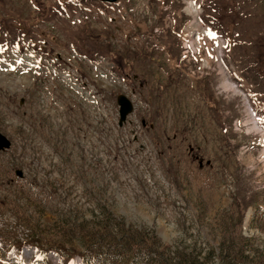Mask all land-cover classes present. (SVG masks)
I'll list each match as a JSON object with an SVG mask.
<instances>
[{"label": "rangeland", "instance_id": "374dc122", "mask_svg": "<svg viewBox=\"0 0 264 264\" xmlns=\"http://www.w3.org/2000/svg\"><path fill=\"white\" fill-rule=\"evenodd\" d=\"M218 1L0 0V264H84L102 229L264 264V0Z\"/></svg>", "mask_w": 264, "mask_h": 264}, {"label": "trees", "instance_id": "16d2710c", "mask_svg": "<svg viewBox=\"0 0 264 264\" xmlns=\"http://www.w3.org/2000/svg\"><path fill=\"white\" fill-rule=\"evenodd\" d=\"M222 1V0H219ZM216 3V10L224 4L221 2ZM229 6H224L227 9L228 14L233 13L234 5L228 3ZM224 10V9H223ZM238 14V13H237ZM239 15V14H238ZM256 46L254 48V57H253V73L254 76L260 75L261 79L264 80V35L257 39V43L254 41ZM125 232V229L122 227L121 230L116 233L119 234ZM137 239H133L130 246L118 245L116 243L117 237L116 234L111 235V233L106 231V229L93 232H87L86 236L83 237L85 243V254H81V258L85 264H175L176 261L179 264H203L199 262L202 258L200 257L202 250H199V256H192L187 254L177 255L172 253L168 262L162 257L163 254L169 249L164 245L161 246L158 240L156 239V245L151 241L152 238H149V235L146 233H138ZM38 242L39 240H35ZM34 243V241H32ZM243 242V241H241ZM237 248H231V246H226L225 248L220 247L218 252L215 254L212 250L204 255V260L206 263L216 264L215 260H218L220 264H245L248 263L247 251L243 248L236 246ZM215 250V249H214ZM264 255V251H263ZM264 258V257H263ZM177 259V260H176ZM255 264V263H254Z\"/></svg>", "mask_w": 264, "mask_h": 264}, {"label": "water", "instance_id": "95a60500", "mask_svg": "<svg viewBox=\"0 0 264 264\" xmlns=\"http://www.w3.org/2000/svg\"><path fill=\"white\" fill-rule=\"evenodd\" d=\"M100 2H107L109 4L115 3L117 0H98ZM117 105L119 106L118 109V126L121 127L127 119V116L132 113L133 105L130 100L125 95L117 96ZM11 145V142L5 137L3 134L0 133V151H4L8 149ZM18 177L22 176L21 171L15 172Z\"/></svg>", "mask_w": 264, "mask_h": 264}, {"label": "snow or ice", "instance_id": "6c2138e0", "mask_svg": "<svg viewBox=\"0 0 264 264\" xmlns=\"http://www.w3.org/2000/svg\"><path fill=\"white\" fill-rule=\"evenodd\" d=\"M214 38V34H210Z\"/></svg>", "mask_w": 264, "mask_h": 264}, {"label": "bare ground", "instance_id": "6f19581e", "mask_svg": "<svg viewBox=\"0 0 264 264\" xmlns=\"http://www.w3.org/2000/svg\"><path fill=\"white\" fill-rule=\"evenodd\" d=\"M78 264H80V263L78 262Z\"/></svg>", "mask_w": 264, "mask_h": 264}]
</instances>
